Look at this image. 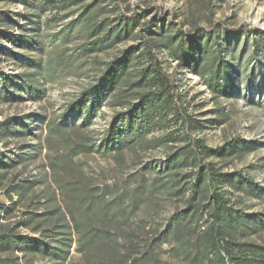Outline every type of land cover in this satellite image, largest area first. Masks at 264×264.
Masks as SVG:
<instances>
[{"label": "rangeland", "instance_id": "374dc122", "mask_svg": "<svg viewBox=\"0 0 264 264\" xmlns=\"http://www.w3.org/2000/svg\"><path fill=\"white\" fill-rule=\"evenodd\" d=\"M1 13L10 20H0V86H15L7 98L0 89V235L59 249L49 234L58 229L70 240L62 264H210L213 167L234 180L240 171L243 185L219 186L243 215L216 224L264 252V194L244 191L247 181L264 188V0H0ZM209 31L226 63L218 76L214 63L185 60L186 39ZM146 43L175 84V109L156 108L150 133L115 150L112 121L153 92L141 72ZM110 71L120 76L103 88ZM91 88L98 108L83 104ZM64 184L77 195L62 193ZM82 215L95 217L83 228L91 251L74 222ZM0 258L51 264L54 256L1 244Z\"/></svg>", "mask_w": 264, "mask_h": 264}, {"label": "trees", "instance_id": "16d2710c", "mask_svg": "<svg viewBox=\"0 0 264 264\" xmlns=\"http://www.w3.org/2000/svg\"><path fill=\"white\" fill-rule=\"evenodd\" d=\"M1 18H5L7 20H10L9 16L5 13L0 14V20ZM151 30L150 27L144 28V31L149 32ZM193 37H190V39H186L188 42H192L191 45H186L187 51L189 54L185 56V60L187 63L195 62L196 66L198 67L197 63L200 59L202 61L201 64H216L218 69H216V75L220 73V70L223 71V73H226V63L225 60L218 55V53L213 49L212 42H213V36L211 32H203L196 39H192ZM185 40V39H184ZM186 44V41H184ZM144 48L146 51L148 64L145 68L141 70L142 76L147 77L150 81L151 87L153 89V92L147 93V94H140L138 103L132 105L130 109L127 111L121 112L117 115V117L114 118L112 121V124L109 128V137L111 140V143L113 144V147L115 150H119L123 146H127L130 143H133L137 139L142 138L143 136H147L150 133L151 128L156 126V108L160 106V108L163 109L165 114H172L173 110L175 109L174 102L172 101V90L175 88V84L170 79V76L167 72H165L156 55L153 53L151 46L149 44H144ZM3 48L0 46V51H2ZM198 58V60H197ZM201 66V65H200ZM119 67L123 68L124 63H119ZM223 68V69H222ZM215 71V70H214ZM213 71V72H214ZM2 74H0V77ZM120 76V72H114L110 71V74L108 76H105L102 78L103 83L100 84V86L104 87H113L114 84L117 82L118 78ZM15 86L14 82L3 83L1 88V94L4 98H7V95H9V88ZM31 89V88H30ZM33 89V88H32ZM31 89V90H32ZM91 89H88L87 91L83 92L84 96V103L86 101L93 100L94 105L98 108L99 102L101 101L99 99V94H97L95 91ZM95 92V93H94ZM36 94L39 96L43 95V91L39 88H37ZM93 98H96L97 100H94ZM158 102V103H156ZM158 104V105H157ZM83 105L79 108L78 112L82 111ZM97 108H94L92 112H87L84 119V124L87 123V121H90L93 115L95 114V111H97ZM27 128V127H25ZM56 130L60 129V124H56L54 126ZM12 130V129H11ZM11 132V131H10ZM17 133V132H16ZM30 147L26 149L23 153H25L24 156L31 157L33 156V152H31ZM218 151H216L217 153ZM120 153V151H118ZM21 159L23 158V155H20ZM190 156V155H188ZM187 156V157H188ZM195 158V156H193ZM15 160H11L12 163ZM18 161V160H17ZM9 162V163H10ZM172 162V161H171ZM172 164V163H170ZM0 165L2 167H5L7 164L5 162H0ZM238 179L234 180L233 173L229 172H221L217 169L210 168V171L208 173V182L212 189L211 198L213 203V209L210 212V231L204 236V242L207 243V246L212 248L216 254L215 260L210 264H264V252H256L255 246L247 243V242H237L235 241L231 236L225 234L222 232L221 228L216 224L219 221H223L225 223L229 224H236L239 223V217L243 215L242 211L234 210L232 207L228 205V202L226 198L224 197L223 193L219 189V186L226 183L229 184L231 187L238 190L242 188V176L240 171L236 172ZM73 180L71 178L67 179ZM248 189H244L246 193H252L254 195H260L264 194V188L262 186H259V184L254 183L252 181H247ZM74 185V184H73ZM70 187V184H64L63 186H60L61 192L63 191H71L74 190L75 194V187ZM20 186V185H19ZM25 186H21V188H24ZM19 188V187H18ZM258 191H257V190ZM84 190V188H83ZM83 191H79L78 196L82 195ZM77 195V193L75 194ZM81 201V200H80ZM75 203V200L74 202ZM237 214V215H236ZM93 217H87L85 215H82V219L75 220V225L77 230L80 233V239L84 241V247L86 251H91L92 247L95 245L90 244L88 240L86 241V232L83 231V228L90 223V221L94 220ZM60 221L65 220L64 216L57 217ZM241 220V219H240ZM66 222V221H65ZM67 227L70 225V223L66 222ZM69 224V225H68ZM58 232V233H57ZM60 230H54L52 233H49L51 235V239H58L59 242H61V245L59 246V249H54L46 240L40 239V240H33L29 237L24 236H17V235H10L8 233H3L0 235V245L1 244H11L14 247L17 248H24V249H32V250H38L42 252L43 254H50L53 255L54 258L51 261V264H62L63 260H65L66 257V247H68L69 241L64 238V235H58ZM23 238V239H22ZM22 239V240H21ZM83 246V245H82ZM84 249V248H83ZM109 249V247L106 248V250ZM108 254L104 255L106 258L113 259L116 255L115 251H107ZM97 260L100 257H96ZM101 260V258H100ZM105 261V260H104ZM140 259H134L133 261L129 262L128 264H139L138 262ZM0 264H20L15 259H9V258H0ZM24 264V263H23ZM29 264V263H25Z\"/></svg>", "mask_w": 264, "mask_h": 264}]
</instances>
